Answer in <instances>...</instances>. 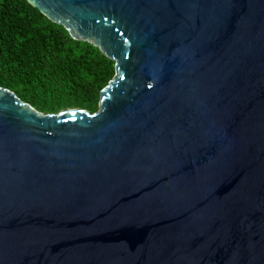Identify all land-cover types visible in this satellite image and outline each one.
Segmentation results:
<instances>
[{"label":"water","instance_id":"1","mask_svg":"<svg viewBox=\"0 0 264 264\" xmlns=\"http://www.w3.org/2000/svg\"><path fill=\"white\" fill-rule=\"evenodd\" d=\"M27 1L115 75L0 86V264H264V0Z\"/></svg>","mask_w":264,"mask_h":264},{"label":"trees","instance_id":"2","mask_svg":"<svg viewBox=\"0 0 264 264\" xmlns=\"http://www.w3.org/2000/svg\"><path fill=\"white\" fill-rule=\"evenodd\" d=\"M114 75L115 61L97 46L72 38L27 0H0V86L39 110L40 96L50 93L93 113Z\"/></svg>","mask_w":264,"mask_h":264},{"label":"rangeland","instance_id":"3","mask_svg":"<svg viewBox=\"0 0 264 264\" xmlns=\"http://www.w3.org/2000/svg\"><path fill=\"white\" fill-rule=\"evenodd\" d=\"M39 100L43 106V110H41L43 112H48L49 107L52 108L53 110H56L58 105H60L64 109L73 106V105L70 106V104L72 103L67 99V96L65 94H60L59 96H56L53 99V97H51V94L49 93L47 95H41Z\"/></svg>","mask_w":264,"mask_h":264}]
</instances>
